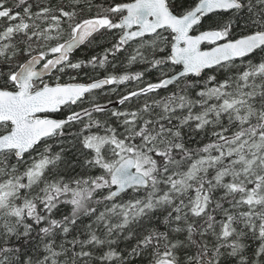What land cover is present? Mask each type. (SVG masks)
Listing matches in <instances>:
<instances>
[{
  "label": "snow or ice",
  "instance_id": "1",
  "mask_svg": "<svg viewBox=\"0 0 264 264\" xmlns=\"http://www.w3.org/2000/svg\"><path fill=\"white\" fill-rule=\"evenodd\" d=\"M0 264H264V0H0Z\"/></svg>",
  "mask_w": 264,
  "mask_h": 264
},
{
  "label": "trees",
  "instance_id": "2",
  "mask_svg": "<svg viewBox=\"0 0 264 264\" xmlns=\"http://www.w3.org/2000/svg\"><path fill=\"white\" fill-rule=\"evenodd\" d=\"M79 55H80L81 57H83V56L85 55V53H84V52H81ZM132 70H136V68H133ZM84 71H85V72H89V75H91V73H90V71H89L88 69H84ZM117 71H120V69L118 68ZM99 74H100V75H103L104 73L101 71ZM154 76H155V73H151V74H149V77H148V78H152V77H154ZM81 78H82V79H86V77L83 76V73H81Z\"/></svg>",
  "mask_w": 264,
  "mask_h": 264
}]
</instances>
